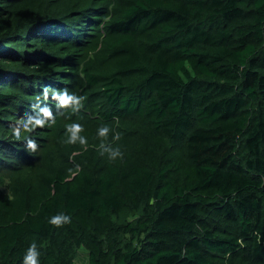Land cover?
<instances>
[{
	"label": "trees",
	"instance_id": "16d2710c",
	"mask_svg": "<svg viewBox=\"0 0 264 264\" xmlns=\"http://www.w3.org/2000/svg\"><path fill=\"white\" fill-rule=\"evenodd\" d=\"M44 107L29 150L9 130ZM33 241L40 264H264V0H0V264Z\"/></svg>",
	"mask_w": 264,
	"mask_h": 264
},
{
	"label": "clouds",
	"instance_id": "9594fccd",
	"mask_svg": "<svg viewBox=\"0 0 264 264\" xmlns=\"http://www.w3.org/2000/svg\"><path fill=\"white\" fill-rule=\"evenodd\" d=\"M48 91L49 89L45 87V95H47ZM53 98L58 102L59 106H73L74 108L80 106L81 96L74 92H70L67 88L54 90ZM40 112L42 115L38 113L36 116H28L27 119L21 120L20 123L23 124L22 128L15 126L9 130L12 134V137L16 140L27 138L29 150H35L37 147L36 143L31 138H29V133L32 131V129L36 128L37 125H44L46 120L53 119V112L50 110V108L44 107L40 110ZM66 128L70 133L67 143H75L79 141L81 145L87 144V138L79 134L83 128L82 124L79 122H71L66 125ZM109 131L110 128L108 126H100L98 128L97 135L100 137H106ZM116 138H118V136ZM101 148L104 152L108 153V157L111 160H115L117 157H123V152L118 147H105L103 144H101ZM48 222L59 227L62 224L70 223L71 217L66 213H58L56 215L50 216L48 218ZM21 264H40V252L37 249L35 241L30 243L26 248Z\"/></svg>",
	"mask_w": 264,
	"mask_h": 264
},
{
	"label": "rangeland",
	"instance_id": "374dc122",
	"mask_svg": "<svg viewBox=\"0 0 264 264\" xmlns=\"http://www.w3.org/2000/svg\"><path fill=\"white\" fill-rule=\"evenodd\" d=\"M77 264H88L86 250H80L77 257Z\"/></svg>",
	"mask_w": 264,
	"mask_h": 264
}]
</instances>
